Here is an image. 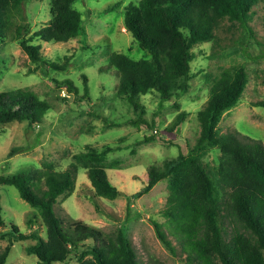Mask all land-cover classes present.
<instances>
[{
    "label": "trees",
    "instance_id": "16d2710c",
    "mask_svg": "<svg viewBox=\"0 0 264 264\" xmlns=\"http://www.w3.org/2000/svg\"><path fill=\"white\" fill-rule=\"evenodd\" d=\"M76 1L49 0L51 17L31 30L26 22L17 21L24 18L25 0H0V42L18 40L33 61L50 64L53 69H66L65 64L45 59L40 44L34 41L65 42L84 32L82 13L73 6ZM261 3L264 22V0L128 1L123 7L124 24L145 56L134 59L113 51L101 71H115V95L126 97L138 110L133 123L153 127L152 121L143 116L145 107L139 96L157 89L161 98L169 99L173 93L186 90L193 45L215 38L226 15L246 23L255 12L254 7ZM247 79L246 68L239 65L224 70L212 81L209 97L196 113L199 135L189 149L188 144L173 143L161 135L146 137L178 147L176 156L165 159L161 165L149 166L147 182L140 192H147L159 180L167 179L169 194L161 211L166 217V228L156 221L153 224L158 237L173 253L168 235L177 240V250L184 255L185 264H264V144L236 131H218L222 114L237 104ZM66 83L70 89L76 88L71 80ZM85 95L90 98L88 86ZM256 105H264V101ZM50 108V104L26 90L0 91V122L17 118L30 125L41 123ZM188 114L179 111L165 132L179 131ZM208 147L220 149L217 164L203 160L202 152ZM95 150L83 155L102 157L113 147ZM14 152L11 150L9 155ZM77 168L71 163L65 169L44 173L45 187L36 182L41 179L35 180L29 167L0 174V184L13 185L20 197L36 209L32 217L35 220L30 219L29 223L41 224L45 229L42 236L34 230L35 225L30 233L12 225L7 233L17 239H36L28 252L35 254L41 264L72 260L77 264H140L124 229L106 233L80 218L58 216L54 209L57 198L74 188ZM88 176L93 189L90 199L96 209H100L96 198L113 199L119 194L120 189L110 181L103 165L91 166ZM2 226L5 219L0 195ZM10 248L11 242L0 250V264L6 262Z\"/></svg>",
    "mask_w": 264,
    "mask_h": 264
},
{
    "label": "rangeland",
    "instance_id": "374dc122",
    "mask_svg": "<svg viewBox=\"0 0 264 264\" xmlns=\"http://www.w3.org/2000/svg\"><path fill=\"white\" fill-rule=\"evenodd\" d=\"M128 1L77 0L73 6L82 13L84 32L65 42L34 41L40 44L45 59L65 64L66 69L33 61L18 40L0 42V91L26 90L51 106L41 123L30 125L17 118L0 122V174L29 167L35 180L41 179L36 182L45 187L44 173L75 163V186L58 196L54 207L58 216L80 218L106 233L124 229L140 264H185L184 255L177 250V240L167 234L176 251L173 253L158 237L153 224L156 221L166 228V217L161 211L169 194L167 179L140 192L147 182L149 166L161 165L176 156L178 147L146 137L161 135L173 143L188 144L189 149L199 135L196 113L207 101L212 81L224 70L243 65L248 72L247 83L237 104L222 114L218 131H236L264 144V105H256L264 101L263 4L254 7L255 12L246 23L226 15L215 38L193 45L186 90L173 93L169 99L161 98L157 89L139 96L145 107L143 116L153 123L149 128L134 124L138 110L126 97L115 95V71H101L113 51L134 59L145 56L124 24L123 7ZM23 13L24 18L18 23L26 22L31 30L38 29L51 17L49 0H25ZM67 79L75 89L68 87ZM85 86L90 98H86ZM182 110L189 114L180 130L165 132ZM107 145L113 150L102 157L83 155L93 149L100 152ZM19 146L30 148L18 151L15 148ZM11 150L15 151L13 155H9ZM219 155L217 147L202 152L203 160L212 165L218 163ZM98 164L120 189L116 198H96L99 210L90 199L93 189L88 176V169ZM0 195L5 219V226L0 227V250L11 242L4 264H41L35 254L28 252L36 239H17L7 233L12 225L23 233H30L35 225L34 230L44 236L43 225L29 223L30 219L35 220L32 217L36 209L20 197L13 185L0 184Z\"/></svg>",
    "mask_w": 264,
    "mask_h": 264
}]
</instances>
